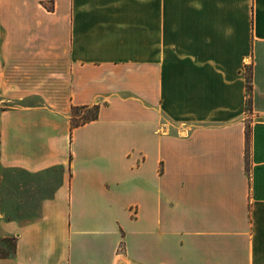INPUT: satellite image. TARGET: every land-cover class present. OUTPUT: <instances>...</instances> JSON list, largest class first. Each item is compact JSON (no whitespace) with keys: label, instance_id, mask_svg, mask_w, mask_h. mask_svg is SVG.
<instances>
[{"label":"crops","instance_id":"1","mask_svg":"<svg viewBox=\"0 0 264 264\" xmlns=\"http://www.w3.org/2000/svg\"><path fill=\"white\" fill-rule=\"evenodd\" d=\"M6 60L67 95L0 111V264H264V0H0ZM49 170L6 217L10 173Z\"/></svg>","mask_w":264,"mask_h":264},{"label":"rangeland","instance_id":"2","mask_svg":"<svg viewBox=\"0 0 264 264\" xmlns=\"http://www.w3.org/2000/svg\"><path fill=\"white\" fill-rule=\"evenodd\" d=\"M35 62L0 61V111L22 103H38L45 100L60 101L67 95V82L62 79L56 69ZM41 70V71H40ZM22 93L28 97L20 98ZM92 110L80 111L81 121ZM9 183L4 189L2 208L6 217H20L27 221L38 215L41 199L50 192L57 181L56 170L28 175L19 172L10 173Z\"/></svg>","mask_w":264,"mask_h":264},{"label":"trees","instance_id":"3","mask_svg":"<svg viewBox=\"0 0 264 264\" xmlns=\"http://www.w3.org/2000/svg\"><path fill=\"white\" fill-rule=\"evenodd\" d=\"M246 77H247L246 88H247V93H248L247 105H248V109L251 110L252 109V88H253L251 69L247 70ZM82 110H92V113L91 115H87L83 120L77 121L76 119L81 116L80 111ZM98 114H99L98 104H95L93 106H89V105L72 106V128L96 119L98 117ZM246 135H247V158H248V165H249V153H250V141H251V133H250L249 127L247 129ZM16 240H17V237L15 236L12 238H5L1 240L0 257H3V258L9 257L16 252ZM3 242H6V245H3Z\"/></svg>","mask_w":264,"mask_h":264}]
</instances>
